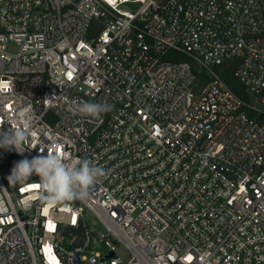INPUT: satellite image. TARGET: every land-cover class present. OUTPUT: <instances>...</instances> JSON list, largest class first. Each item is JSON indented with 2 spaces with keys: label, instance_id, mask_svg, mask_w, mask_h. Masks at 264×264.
I'll return each instance as SVG.
<instances>
[{
  "label": "built area",
  "instance_id": "built-area-1",
  "mask_svg": "<svg viewBox=\"0 0 264 264\" xmlns=\"http://www.w3.org/2000/svg\"><path fill=\"white\" fill-rule=\"evenodd\" d=\"M236 58L248 99L216 69ZM23 108L0 264H264V0H0V135ZM50 153L108 174L56 204L36 175L8 183Z\"/></svg>",
  "mask_w": 264,
  "mask_h": 264
},
{
  "label": "clouds",
  "instance_id": "clouds-1",
  "mask_svg": "<svg viewBox=\"0 0 264 264\" xmlns=\"http://www.w3.org/2000/svg\"><path fill=\"white\" fill-rule=\"evenodd\" d=\"M76 110L92 118H100L102 114L111 110V105L101 101L96 103L79 102ZM16 119L21 123V128L11 130L0 135V147H14L18 152L24 151L26 131L31 126L34 117L30 109L23 108ZM107 170L97 166L87 159H72L67 153H50L40 155L31 160L19 161L7 177L8 183L23 184L33 175L40 178L42 184L41 199L49 204L84 200L90 189L107 175Z\"/></svg>",
  "mask_w": 264,
  "mask_h": 264
},
{
  "label": "trees",
  "instance_id": "trees-1",
  "mask_svg": "<svg viewBox=\"0 0 264 264\" xmlns=\"http://www.w3.org/2000/svg\"><path fill=\"white\" fill-rule=\"evenodd\" d=\"M173 59H189L182 53H173ZM172 59V57H170ZM172 59V60H173ZM240 59L236 58L220 64L216 67L218 73L221 77L226 81V83L239 95L243 96L244 98L248 99V95L244 89L243 84L239 81V79L235 76L234 72L239 64ZM194 71L200 76V79L203 82L207 81V73L206 71L199 67L198 65H194Z\"/></svg>",
  "mask_w": 264,
  "mask_h": 264
},
{
  "label": "snow or ice",
  "instance_id": "snow-or-ice-1",
  "mask_svg": "<svg viewBox=\"0 0 264 264\" xmlns=\"http://www.w3.org/2000/svg\"><path fill=\"white\" fill-rule=\"evenodd\" d=\"M38 186V185H37Z\"/></svg>",
  "mask_w": 264,
  "mask_h": 264
}]
</instances>
